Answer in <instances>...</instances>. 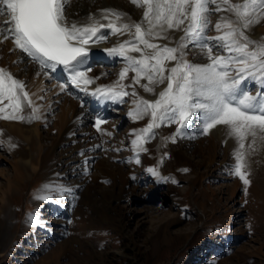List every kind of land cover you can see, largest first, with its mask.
Segmentation results:
<instances>
[{"label":"rangeland","instance_id":"1","mask_svg":"<svg viewBox=\"0 0 264 264\" xmlns=\"http://www.w3.org/2000/svg\"><path fill=\"white\" fill-rule=\"evenodd\" d=\"M97 1L70 0L66 11H72V2L81 8ZM101 2L103 8L112 6L110 0ZM142 11L138 8L135 12ZM217 15L211 17L213 25ZM248 35L254 37L251 31ZM261 39L264 36L259 35L257 41ZM189 48L190 61L207 62L198 48ZM100 66L102 70L96 74L100 86L113 84L121 67ZM132 76L129 73L123 83L131 84ZM50 79H45L46 87L39 92L42 100L33 95V86L25 83L37 99L42 117L31 122L38 124L43 147L41 154H32L47 172L40 171L14 185L6 211L0 201V264H264V143L257 139L253 143L251 136L245 140V171L251 181L247 186L232 174L236 160L233 151L225 154V142L214 147L202 134L178 138L175 143L165 140L175 134V124L155 130V138L145 144L148 151L139 153L137 164V152L131 146L133 130L145 127L149 117L133 121L128 116L133 97H124L125 102L101 125L100 133L94 122L81 124L83 133L77 128L64 133L63 111L65 126L76 114L73 103L64 109L65 101L57 100L61 93L60 98L69 100L58 85L64 84L67 92L70 85L66 80L56 82L53 76ZM135 87L139 95L144 92L139 85ZM73 92L80 99L88 95ZM86 118L91 120L89 115ZM234 144L238 149L235 138ZM6 146L9 144H0V197L6 179L12 178L15 161ZM180 151L188 157H181ZM81 156L87 163L80 161ZM150 167L170 179L165 182L153 176ZM45 185H51L52 190ZM57 187L71 191L61 194L54 190ZM111 193L122 197L111 202L107 198ZM40 195L52 199H38ZM130 210L133 213L129 214ZM37 213L38 220H34ZM105 213L108 222L102 218Z\"/></svg>","mask_w":264,"mask_h":264},{"label":"snow or ice","instance_id":"2","mask_svg":"<svg viewBox=\"0 0 264 264\" xmlns=\"http://www.w3.org/2000/svg\"><path fill=\"white\" fill-rule=\"evenodd\" d=\"M131 3L143 9L139 22H124L128 17L125 12L101 9L99 17L90 14L81 23L69 20L66 10L70 0H0V18L6 17L0 22V43L11 39L12 51L22 52L46 70L49 78L52 74L57 79L66 78L98 101L124 103V97H133L128 116L133 121L149 117L145 127L133 130L135 138L131 144L137 152V164L139 153L148 151L145 144L155 138V129L162 125H177L175 134L164 138L173 143L178 138H195L197 129L199 134L207 135L218 125L225 126L228 135L238 142L232 174L244 185H250L244 148L249 136L255 143L257 135L264 134V39L253 40L248 32L264 21V0H131ZM214 13L224 15L213 25ZM212 30L217 35H209ZM173 31L183 32L175 46L157 42L171 43ZM124 34H130L131 39L104 49L108 56L124 61L118 79L90 92L88 85L94 79L87 75L91 67H85L89 46L106 42L109 35ZM189 45L198 48L207 62L190 61L186 51ZM130 72L134 74L132 82L125 85L123 81ZM136 85L156 98L145 99L136 91ZM161 85L163 89L157 92ZM59 86L66 91L64 84ZM256 86L259 90H255ZM26 87L24 81L0 66V119L33 122L42 118ZM26 107L31 110L28 115L24 114ZM105 122L106 118L99 114L94 117L97 131H102ZM80 154L84 155L83 151ZM148 172L165 182L170 179L160 177L155 168H148ZM172 182L177 183L174 179ZM45 188L52 190L51 185ZM54 190L61 194L71 191L63 187ZM37 198L48 201L52 196Z\"/></svg>","mask_w":264,"mask_h":264},{"label":"bare ground","instance_id":"3","mask_svg":"<svg viewBox=\"0 0 264 264\" xmlns=\"http://www.w3.org/2000/svg\"><path fill=\"white\" fill-rule=\"evenodd\" d=\"M102 2H101V0H99V1H97L96 4H93V3L84 4V6L81 8L78 7L77 5H75L76 4L75 2H72L71 6L73 5V7H72L73 9L71 8L72 11L70 10L67 13L69 20H76V21H80L81 23H83L86 20V18L88 17V15H90V14H95L97 17H99L100 10L101 9H107V8L102 7V5H103ZM237 2H238V0H237ZM109 3H112L111 4L112 6L108 9H116V10H119V11H122V12H125L128 14V17H130V20L128 17H125L124 22H131V21L139 22L143 16V11L141 14L137 13L138 11L135 12L139 7L132 4L131 0H127V1L110 0ZM139 12H141V11H139ZM221 15H224V13H218V15H217L218 20L220 19ZM5 18H0V22H2V20ZM104 22H106V21H104ZM102 31L106 32L107 30H102ZM250 31L254 35V37H251V39H253V40H257L259 35L264 36V21H262L258 25L253 26ZM211 34H212V36L217 35L215 30H214V33H211ZM182 35H183L182 31H173L170 33V36L172 37L171 43L169 41H164V40L157 41V42L161 43V44H169V46H175V41H178ZM129 39H131L130 34L109 35L106 42H102L99 44H91L89 46L90 47V54H89L88 59H92L93 66L91 68V71L88 72L87 75H88V77L94 79V83L88 85V89L90 92L95 90L97 87L100 86L99 77L96 76L97 70H99V69L102 70L101 69L102 67L100 66V64H104V65H108V66L118 65L119 67H121L117 70L119 72L124 67V61L121 58L108 56V54L104 51V49L113 47L114 45H117V44L122 43L123 41L129 40ZM13 48H14V44H13L11 39H9L8 41H5L3 43H0V62L4 63L2 65V67L9 69L17 78L21 79L25 83H29L30 85H32L33 86V95L38 96V98H39L40 97L39 92L41 90H43V88L45 89V87H46V84L44 85L43 82L45 83V79H46V81H49L47 79H50L47 75H45L46 70L41 69L37 63L31 62L19 50L12 51ZM196 50H197V48H196ZM132 55H139V54L138 53H132ZM187 58L189 59L188 56H187ZM21 60H23V62L18 63V61H21ZM17 67H19V70L15 71V69ZM119 72H117V74ZM114 73H116V72H114ZM132 75H134V74L132 73ZM54 76L56 77L55 74H54ZM65 76H66V74H65ZM141 83H144V82L141 81ZM71 86H73V85H71ZM161 86H159V87H161ZM55 87H57V86L55 85ZM73 87H75V86H73ZM159 87H158V89H156L157 92H159L161 90ZM249 87L251 88L252 85H249ZM256 87L258 88V86H256ZM76 89H77V91H76L77 94L84 93V92L80 91L79 88L75 87V88L68 89V91H70V92L64 91L65 93H68L67 95L69 96V100H67L63 96H62L63 98H60V96L62 95L61 92H60L61 94L59 93L60 95H57L59 98V99H57L58 101H63V100L65 101L64 102L65 105L63 106L64 109L67 108L68 104H70V103H73L75 106L74 112L76 115L74 116L75 117L74 121L72 123H70L68 126H65V124H64V121H65V118L67 117V115L65 114V110L63 111L61 130L64 131V133H67L68 131L76 129V128H77V132H79V130H81L83 133V130L79 128L81 124L85 125V123H87V122L88 123L94 122V117L97 114H99L103 117L106 115L110 116V114H117L116 109L121 107V103H115V102H110V101L101 102V101H98L96 98L92 97L91 95H87L88 97L85 96L86 99H83V98L80 99V98H78V96L75 97V94H73L74 93L73 90L75 91ZM57 93L58 92L55 89L53 91V94L56 95ZM48 94L50 97L52 95V92H50ZM84 94L86 95V93H84ZM33 95L31 94L30 96L33 97ZM151 95L152 94L146 93V92H143L141 94V96H143L145 99L151 100V99L156 98V97L151 96ZM149 96L152 98H149ZM33 100L36 103L37 99L33 97ZM61 104H62V102H61ZM43 111L44 110H42V112ZM29 113H30L29 109L26 107L24 114L28 115ZM88 115H89V118H91L90 121H88V119L86 118ZM43 116H44V114H43ZM44 120H45V117L43 118V122H44ZM83 120H85V121H83ZM35 121H38V120H35ZM118 121H117V125L119 124ZM1 122H3V123L1 124ZM43 122H42V125H43ZM102 127H103V124H102ZM161 129H162V126L160 128H158L159 131ZM155 130H157V129H155ZM98 133H100V132H98ZM160 134L162 135V133H160ZM198 135H201V134H199V130L197 129L195 137H197ZM207 136H208V139H210V141L213 142L210 145H212V146L215 145L214 147H218V145L216 146V144H218V143L220 145L222 142H225L226 143V149H225L226 155L232 151L234 152V150L237 149V147L234 144V138L230 137L228 135V129L225 126L218 125L217 127L211 129L210 132L207 134ZM250 138L252 139V142H253V138L252 137H250ZM40 139H41V132H40V129L38 128V124L34 123L33 125H31V122H28V121H23V122L9 121V120L5 121V120L0 119V141L3 142L4 146L7 144H14L15 145V147L6 146V148H9V150L11 151L12 157H13V159H15V161L11 164V167L13 170L12 178L6 179L5 188H4V190L2 189V192H1L2 196L0 197V201L4 205V206L2 205L4 211L7 210V201H9L8 200L9 196L11 194H13L12 193L13 188H15L14 185L21 184L22 182L33 178L36 174H38V172L44 171L45 166L44 165L40 166V164L38 162H35L36 160L33 156V154L35 152L38 154H41V149L43 147L41 145ZM231 139L233 141H231ZM256 139L258 141H261L263 144L264 143V134H258L257 135V137L255 138V144L257 141ZM131 146H132V144H131ZM27 150H29L31 153L26 152ZM215 151H217V150L215 149ZM32 152H33V154H32ZM180 152H181V154H180L181 157H188V154L185 151H180ZM191 155H193V154H191ZM79 158L81 159L80 161H85V157L81 156ZM82 163L83 162H81V164ZM210 163H211V160H210ZM44 172H47V171L45 170ZM112 180H113V178H112ZM0 190H1V188H0ZM115 197L120 198L122 196H117L113 193H111V195L107 196V198H109L111 200V202H114V200H119L118 198H115ZM62 210H64V209H62ZM135 212L136 211H134V214H135ZM128 213L129 214L133 213V210L128 211ZM1 214H3V212ZM37 214L35 215V218H37V220H38L39 213H37ZM102 218L104 220H106L107 222L110 220L108 218L107 213H105V215L102 216ZM170 221H171V223H175V220H173V219H170Z\"/></svg>","mask_w":264,"mask_h":264}]
</instances>
